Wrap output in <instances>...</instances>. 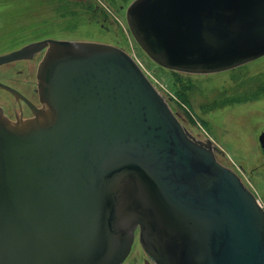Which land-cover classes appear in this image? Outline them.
<instances>
[{
    "label": "water",
    "instance_id": "1",
    "mask_svg": "<svg viewBox=\"0 0 264 264\" xmlns=\"http://www.w3.org/2000/svg\"><path fill=\"white\" fill-rule=\"evenodd\" d=\"M126 21L170 71L264 57V0H135ZM46 45L44 113L12 124L0 110V264H124L136 232L154 264H264V209L137 64L99 44L27 50ZM258 143L264 156V134Z\"/></svg>",
    "mask_w": 264,
    "mask_h": 264
},
{
    "label": "rangeland",
    "instance_id": "2",
    "mask_svg": "<svg viewBox=\"0 0 264 264\" xmlns=\"http://www.w3.org/2000/svg\"><path fill=\"white\" fill-rule=\"evenodd\" d=\"M134 1L0 0V21L14 26L15 44L56 35L61 41L111 46L131 56L182 127L196 141L210 142L217 162L264 209V156L258 143L264 134V57L214 74L161 68L129 31L126 13ZM145 260L136 232L124 264Z\"/></svg>",
    "mask_w": 264,
    "mask_h": 264
},
{
    "label": "flooded vegetation",
    "instance_id": "3",
    "mask_svg": "<svg viewBox=\"0 0 264 264\" xmlns=\"http://www.w3.org/2000/svg\"><path fill=\"white\" fill-rule=\"evenodd\" d=\"M4 24L5 22L0 21V57L23 50L24 54L16 61L0 66V84L14 92L12 94L0 88V110L4 118L12 124L30 122L36 119L38 113L43 114L46 110L39 94L38 72L49 46L36 48L34 52L28 50L35 44L61 40L56 35H44L33 38L32 42L15 44L14 26ZM143 264L154 263L148 258Z\"/></svg>",
    "mask_w": 264,
    "mask_h": 264
},
{
    "label": "built area",
    "instance_id": "4",
    "mask_svg": "<svg viewBox=\"0 0 264 264\" xmlns=\"http://www.w3.org/2000/svg\"><path fill=\"white\" fill-rule=\"evenodd\" d=\"M130 58L137 64V62L130 56ZM137 66L140 68V66L137 64ZM141 69V68H140ZM142 70V69H141ZM143 72V71H142Z\"/></svg>",
    "mask_w": 264,
    "mask_h": 264
}]
</instances>
